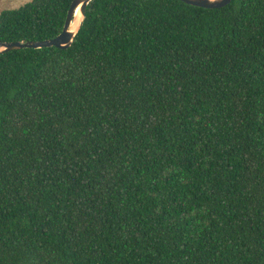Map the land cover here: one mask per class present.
Returning <instances> with one entry per match:
<instances>
[{
    "label": "trees",
    "instance_id": "trees-1",
    "mask_svg": "<svg viewBox=\"0 0 264 264\" xmlns=\"http://www.w3.org/2000/svg\"><path fill=\"white\" fill-rule=\"evenodd\" d=\"M0 264H264V0H91L0 54Z\"/></svg>",
    "mask_w": 264,
    "mask_h": 264
},
{
    "label": "water",
    "instance_id": "water-1",
    "mask_svg": "<svg viewBox=\"0 0 264 264\" xmlns=\"http://www.w3.org/2000/svg\"><path fill=\"white\" fill-rule=\"evenodd\" d=\"M91 0H72L71 5L67 11L62 31L53 38L40 40V41H11V42H0V54L24 47L41 48L55 46L61 49L68 48L74 37L79 30L84 16L87 5ZM184 3L204 7V8H217L223 7L230 3L231 0H181ZM79 10L82 19L75 30L72 26L75 21V14Z\"/></svg>",
    "mask_w": 264,
    "mask_h": 264
},
{
    "label": "rangeland",
    "instance_id": "rangeland-1",
    "mask_svg": "<svg viewBox=\"0 0 264 264\" xmlns=\"http://www.w3.org/2000/svg\"><path fill=\"white\" fill-rule=\"evenodd\" d=\"M30 0H0V12L4 9L16 8Z\"/></svg>",
    "mask_w": 264,
    "mask_h": 264
},
{
    "label": "bare ground",
    "instance_id": "bare-ground-1",
    "mask_svg": "<svg viewBox=\"0 0 264 264\" xmlns=\"http://www.w3.org/2000/svg\"><path fill=\"white\" fill-rule=\"evenodd\" d=\"M81 19H82V16H81L79 10H77V12L75 14V21H74L73 26H72L75 30L77 29Z\"/></svg>",
    "mask_w": 264,
    "mask_h": 264
}]
</instances>
